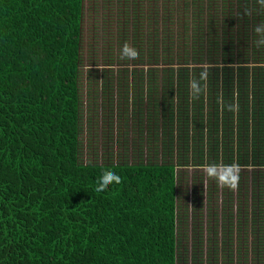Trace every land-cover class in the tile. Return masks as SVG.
<instances>
[{"label":"trees","instance_id":"obj_1","mask_svg":"<svg viewBox=\"0 0 264 264\" xmlns=\"http://www.w3.org/2000/svg\"><path fill=\"white\" fill-rule=\"evenodd\" d=\"M87 2L0 0V264H264L235 260L233 216L220 252L211 203L204 237L205 202H240L263 247L264 0L134 1L110 51L139 59L95 66L123 131L114 153L109 123L104 159Z\"/></svg>","mask_w":264,"mask_h":264},{"label":"rangeland","instance_id":"obj_2","mask_svg":"<svg viewBox=\"0 0 264 264\" xmlns=\"http://www.w3.org/2000/svg\"><path fill=\"white\" fill-rule=\"evenodd\" d=\"M137 0H133L129 3V5L126 3V0H88L87 6L89 7L87 12V20L85 25V61L83 63L82 68V75H83V92L84 97L87 102V110L90 108V94H89V88L92 87L94 90L93 94L98 96V103H99V110L98 115L92 116V121L95 122V126L97 127V132L94 134V138L96 140V144L93 145V151L98 152V156L101 159H104V156H108V153H106L104 149V140L107 130L111 129L113 127L114 132L118 133V141L116 139L115 144L113 147V152L116 153L117 151H121V147L119 145V141L121 140V129L122 127L121 123L118 120L117 114L115 113L113 116H107V118L104 117L105 110H104V91H103V83H104V76L102 75V72L98 71L95 66H98L97 68L103 69L105 65H111V67L118 70L122 64H134L136 60L139 58L132 56L133 51L131 52L130 56L126 59L124 57V53L121 50V45L119 47L118 52H114L113 49L110 51V44L116 45L115 41L119 36V30L121 28H125L129 25L133 24L134 18V11H133V5L131 4ZM129 2V0H128ZM90 6H93V9L90 8ZM130 8V9H129ZM126 19V20H125ZM125 23V26L123 25ZM254 30H251V34ZM148 33L145 31L143 33L144 35H147ZM117 35V36H116ZM241 38L239 37L238 40ZM146 40V39H145ZM133 44V41H131ZM120 44V43H119ZM131 44V46H132ZM136 53V51H135ZM113 54V56H112ZM142 54L141 50H139L138 54L135 56ZM104 56V57H102ZM94 72H99V79L98 83L100 81V88L93 86L90 84L89 78H92V75ZM161 78V77H160ZM115 98L117 97L118 93L114 92ZM133 100V98L130 100ZM133 108V106L130 104V110ZM89 114H87V120L89 119ZM109 123L112 125V127H109ZM108 126V128H106ZM85 142L87 144V141L89 139V132L88 129L85 132ZM239 141L238 133L236 134V138L231 141L232 145H234L235 148H237L236 155H238V147L237 143ZM110 150V148H109ZM90 147L85 152V157L87 159L93 158L94 152ZM86 159V160H87ZM252 169V167H250ZM207 172V168H205ZM194 172L195 170H191ZM221 195V192H220ZM222 198V196H220ZM211 203V204H210ZM209 204L211 205V208L216 209L218 211L217 219H214L213 222L218 223V228L220 230V252L223 250V244H222V231H223V220H225V216L233 218L232 226H233V240L231 243V248L234 253V257L236 261H246V262H254L256 259V256L264 261V236L262 238V248L257 251L254 249V238L257 237V235L253 232L254 226L246 227V232L244 233L243 230H241L243 227L240 225V219L243 215L242 211L240 210V202H205V231H204V237L205 240L209 237ZM230 207V213L229 210L225 209V207ZM248 214V212H246ZM249 217L251 218L252 213L249 212ZM248 216V215H247ZM261 227L262 231H264V221H262V224L259 225ZM240 230V231H239ZM243 232V233H241ZM243 239L245 242H242ZM205 254H206V248L207 244L205 243ZM260 248V247H259Z\"/></svg>","mask_w":264,"mask_h":264},{"label":"clouds","instance_id":"obj_3","mask_svg":"<svg viewBox=\"0 0 264 264\" xmlns=\"http://www.w3.org/2000/svg\"><path fill=\"white\" fill-rule=\"evenodd\" d=\"M105 187H106V184L103 185L100 190L103 191Z\"/></svg>","mask_w":264,"mask_h":264}]
</instances>
